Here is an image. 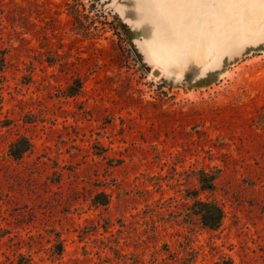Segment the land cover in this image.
<instances>
[{
  "label": "rangeland",
  "instance_id": "374dc122",
  "mask_svg": "<svg viewBox=\"0 0 264 264\" xmlns=\"http://www.w3.org/2000/svg\"><path fill=\"white\" fill-rule=\"evenodd\" d=\"M166 1L180 49L191 19L234 21L225 1ZM124 2L0 0V264H264V38L168 76Z\"/></svg>",
  "mask_w": 264,
  "mask_h": 264
},
{
  "label": "water",
  "instance_id": "95a60500",
  "mask_svg": "<svg viewBox=\"0 0 264 264\" xmlns=\"http://www.w3.org/2000/svg\"><path fill=\"white\" fill-rule=\"evenodd\" d=\"M253 1L247 0L244 5L237 0L229 3L226 13L231 14L233 22L225 24L222 19L215 22L199 20L201 38L197 36L190 47L184 44L181 49L177 47L178 40L174 38V13L170 16V9H164L163 12L160 5L163 0H136L133 6H129L127 2L120 3L119 11L130 25L137 28L150 60L160 67L164 74L177 78L184 75L186 69L193 68L202 72L207 70L232 39L250 44L264 38V0ZM216 19L217 17H214V20ZM210 29L215 30V33ZM196 31L198 32L197 29ZM193 37L190 34L189 38ZM158 49L164 50L168 55L167 59L158 58Z\"/></svg>",
  "mask_w": 264,
  "mask_h": 264
},
{
  "label": "trees",
  "instance_id": "16d2710c",
  "mask_svg": "<svg viewBox=\"0 0 264 264\" xmlns=\"http://www.w3.org/2000/svg\"><path fill=\"white\" fill-rule=\"evenodd\" d=\"M74 94L76 93H69L68 96H74ZM31 148L30 141L21 137L10 144L8 154L13 161L19 162ZM214 181L215 177L202 173V176L199 178L200 191L212 192L214 190ZM192 197L193 204L190 207L191 215L197 219L203 228L210 231L218 230L224 219L222 207L214 200L202 201L197 198V195H193ZM96 198H102V201H97L95 203L97 206L104 207L107 205L105 195L99 194Z\"/></svg>",
  "mask_w": 264,
  "mask_h": 264
},
{
  "label": "bare ground",
  "instance_id": "6f19581e",
  "mask_svg": "<svg viewBox=\"0 0 264 264\" xmlns=\"http://www.w3.org/2000/svg\"><path fill=\"white\" fill-rule=\"evenodd\" d=\"M215 1H217L218 3H221V2H223V1H225V3L223 4V5H221L220 7H221V9L223 8H227L228 6H229V3H232V2H234V0H222V1H220V0H215ZM237 1H242V0H237ZM226 2L228 3V4H226ZM216 6H218V5H216ZM176 7L178 8V5H176ZM175 7V8H176ZM214 13H216V14H219V13H221V10L220 11H218V10H215V12ZM183 20V19H182ZM184 21V20H183ZM187 22V21H186ZM185 22V23H186ZM180 24H183V23H181V21L179 22ZM189 23L191 24V25H193L194 27H192L193 29H196V25L199 23L198 21H193L192 19L189 21ZM184 25V24H183ZM185 32V34L183 35V37H184V39L186 38V39H189L190 40V44H193V40H195V39H197V36L199 37V38H201V36H199V35H196V34H191V33H187L186 31H183V33ZM190 34L191 35H193L194 37L192 38V39H190L189 37H190Z\"/></svg>",
  "mask_w": 264,
  "mask_h": 264
},
{
  "label": "crops",
  "instance_id": "0c3cea01",
  "mask_svg": "<svg viewBox=\"0 0 264 264\" xmlns=\"http://www.w3.org/2000/svg\"><path fill=\"white\" fill-rule=\"evenodd\" d=\"M164 1V0H163ZM170 0H167L166 2H169ZM192 1V0H191ZM195 1V0H194ZM196 1H202V0H196Z\"/></svg>",
  "mask_w": 264,
  "mask_h": 264
}]
</instances>
